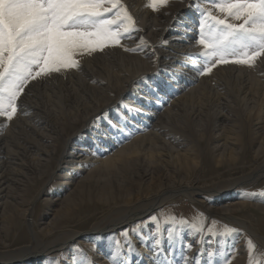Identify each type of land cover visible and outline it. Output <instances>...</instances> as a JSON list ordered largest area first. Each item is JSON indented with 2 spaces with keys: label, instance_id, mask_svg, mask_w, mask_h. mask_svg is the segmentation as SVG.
I'll list each match as a JSON object with an SVG mask.
<instances>
[{
  "label": "bare ground",
  "instance_id": "obj_1",
  "mask_svg": "<svg viewBox=\"0 0 264 264\" xmlns=\"http://www.w3.org/2000/svg\"><path fill=\"white\" fill-rule=\"evenodd\" d=\"M120 2L126 7L128 13L135 21L134 28L125 34V38L121 40L120 45L106 48L105 53L102 51L91 53L82 51L77 54V58H79L78 70L81 72L80 75L83 74L86 78V82L81 81L82 90L87 92L88 98L93 103L92 107L89 108L91 115L88 118L99 117V119L93 121L98 126L90 127L87 125L84 130L77 134L73 143L69 139L64 142L63 150L57 160V168H60L59 170L61 171L60 178L67 176V181L64 184V188H60L63 191L59 190V192L62 193L60 196H63L68 189L67 186L82 184L88 175H93L97 171L111 170L116 166L119 169H126L131 163L128 161L131 160L129 157L133 155H135V160L139 164L137 167L140 168L138 169H142V167L144 168L147 165H157L155 172H157L158 176L155 177L153 172L144 171L141 175L137 173L138 176L145 180L143 182L144 186L140 184L141 188H139L138 192L129 194L130 198L125 201L127 203L116 208L115 215L127 214L112 222V225L104 228L95 226L96 228L93 227V230L88 233L67 231L59 227L58 223L60 220L58 221L57 219L43 222L38 225V228L34 229L31 220L33 208L30 207L23 216L26 220H24L25 223L31 229L33 245H29L24 249L14 250V252L1 253L0 264H47L48 259L44 258L47 254L51 255L55 259L54 261L61 259V262L65 264H86L87 261H92L94 264H110L111 254L117 245L121 249V258H127L128 264H152L153 253L150 251V247L153 243V225H150L146 231L133 235L130 240H124L118 237L116 233L120 228L130 227L136 218L143 217L148 213H155L167 202L175 201L174 197L178 195H182V199L192 204L201 205L210 215L235 219L245 230H249L246 228L245 221L238 220L236 215L245 211L248 205L264 211V205L247 201L244 198L243 191H232L237 186L244 187L264 176V138L262 142L263 148H260L255 153L252 168L238 178L199 185L192 180H179L174 177L180 176L181 172L190 175L199 165V157L192 148L188 147L187 140L179 137V130L172 122V119L175 116H179L177 115L178 112L185 110L186 102L190 98L199 96L200 89L207 80H211L210 78L213 75L220 76L224 74V72L218 70L220 67L212 69L210 73L204 75H199L194 70L196 66L202 63V59H196V57L203 51L202 46L194 43L197 37V30L194 31L193 26L197 21L195 17L197 13L190 7L194 0H172L168 6L158 9V11H153L151 7L147 6L146 0H120ZM201 7L210 9L209 0H204ZM213 12L214 14L222 15L215 10ZM236 23H239V21H236ZM103 56H108L109 59L112 58L111 60L116 64L115 73L106 69L107 64H104L105 66L102 65L104 67L98 69L105 73L103 75L101 74L102 72L97 73L96 69L92 68L91 63L96 64L103 61L101 60L102 58L104 59ZM108 58L106 59L108 60ZM106 59H104L105 62ZM99 64L96 65L97 68L100 67ZM232 68L234 69V67ZM160 70L165 72L166 76L159 77ZM239 70L240 72L245 71V69L241 68ZM249 70L252 74H259V80H264V56L261 57L260 61L257 60L255 66ZM230 74V77H232L233 74ZM213 77L217 80L216 82L214 81L215 86L223 87V90H225L223 92L228 93L230 91L227 83L224 82L228 76ZM153 81L157 82L154 83ZM262 83L263 89L261 90L263 91H259L260 95L257 94L258 90L255 92L247 83L243 86L241 95H236L235 99L236 101L249 104L258 100L256 101L258 107L255 106L257 107V113L254 111L257 114L255 127L264 133V81ZM37 84L39 86H47L49 81L43 77ZM157 87L159 88L158 93L155 91ZM145 88L147 91L143 93ZM39 90L40 87H28L26 89L24 96L18 101L19 110L15 120L7 121L5 118L0 117V207L6 205L5 211L2 210L5 213H0V240L4 242H7L8 234L17 227V219L18 215H20L19 210L15 208V202L9 201L11 199L9 194L14 190V187L22 186L25 174L34 175L36 167H47L54 155L53 142L55 137L52 135H57L58 129L53 125L54 121L52 122L49 117L42 116V108L40 109L34 100V98L37 99ZM118 90L121 93L118 98L114 99L112 96ZM97 94H101L103 98L96 100ZM254 94L257 95L254 96ZM134 99H137V103L142 105L145 115L140 113L135 117L129 116L127 127L121 120L116 121L117 127L121 125L126 129L120 136H114L113 139L108 140L109 136L99 124L103 121L114 122L113 119L119 112L120 114L125 112L124 107L121 106V101L125 105H129L133 104L132 100ZM223 99L224 102L222 101L221 108L223 110H231L233 107L230 105L229 99ZM234 103L236 102L234 101ZM220 117L222 119L220 124L229 119L225 115ZM11 126L21 128L19 133H17L18 135L24 131V127L28 126L33 129V135L39 137V140L35 139L28 147L30 155L36 162V166L22 162L21 153L17 152L15 148V152L11 150L9 141ZM215 131L219 132L217 135L215 134L216 139L220 142L223 141V143L215 145V151L219 158L214 161L219 165L224 162L235 165L241 156V151L238 148V139H235L234 136L224 139L222 130L215 129ZM146 146L156 150L159 149L160 151L157 154L154 151H150L151 153L144 152ZM132 163L134 162L132 161ZM158 167L160 168L158 169ZM80 173H87V176L80 178L78 176ZM112 173L115 172L109 174ZM44 190L45 188L38 192L36 199L40 198L42 193L44 194ZM52 200H50L51 203L57 205L59 201L62 203L66 198L63 200L61 197L57 198L55 203ZM3 201L4 203H1ZM104 223H106V220L102 222V224ZM41 225H44V228H40ZM169 228L173 229L170 243L168 240ZM175 228L178 229L177 227ZM192 236V231L180 234L174 231L173 226H168L166 231L161 232L162 247L168 249V259L174 261L175 264H179L181 261H183L182 264H197V260H199V264H209V260L205 262L206 247L200 246L199 249L197 247L195 250L188 252L184 247L181 248L179 246V243L185 240H187L188 245ZM254 237L259 243L260 249L264 251V239L258 236ZM129 242L133 249L131 252H129ZM70 243L79 245L90 243L97 255H95V252L92 255V251H88L83 255L79 254L78 256L82 259L76 261L78 258L71 251ZM235 243H237L234 249L236 259L231 264L242 263L244 259L242 255L246 253L248 247L244 234L243 237H238ZM229 247L230 244L228 243L226 248ZM213 249L215 250L214 247ZM216 250H218V245ZM66 251H68V254L65 255ZM211 259L212 264H224V258L218 253ZM95 260L97 261L95 262Z\"/></svg>",
  "mask_w": 264,
  "mask_h": 264
},
{
  "label": "rangeland",
  "instance_id": "obj_2",
  "mask_svg": "<svg viewBox=\"0 0 264 264\" xmlns=\"http://www.w3.org/2000/svg\"><path fill=\"white\" fill-rule=\"evenodd\" d=\"M146 1L148 3V0ZM170 1L172 0H169L165 7L168 6ZM162 8H164V6H160L158 9L160 10ZM215 15L219 16L220 14ZM195 17L197 18V15ZM195 25L196 23H194L193 26L194 31L197 30ZM116 46L118 45L107 46L102 50V52H104L106 48H112ZM103 57L104 59L108 58V56ZM74 59H76L77 62L79 61L77 55L74 57ZM104 59H101L104 62L99 60L103 63L98 62L100 63V67L98 68L96 67L98 63H91V66H93L92 68L96 69L97 73H101L102 71L98 69L104 67L107 64V70L109 69L110 72L116 71V64L113 63V61L111 60L112 58H108V60L106 59V62ZM258 60L260 61L261 57ZM219 67L222 69H220ZM232 67H234V69ZM215 68H219L218 70L224 72V74L220 76H228L226 77L224 82L227 83L228 90L230 91L228 93L223 92L225 91L223 90V87L219 88L214 85L217 80L214 79L213 76H220H210L211 80H207L206 83H204V85L200 89L199 96L197 95L194 96V98H190L186 102L187 104L185 106V110L178 112L177 115L179 116H175L176 118L174 117L172 119V122L179 130V137L185 138L187 140L188 143H186L188 144V147L192 148L197 153V156L199 157V165L201 164L200 166L198 165L195 171H193L190 175H187V173L185 172H181L179 174L180 176L174 177L179 180H192L199 185L210 184L212 182L220 180L240 177L241 175H243V173H246L250 168H252L255 153L258 152L260 148H263L262 142L264 133L260 130H257V127H255L257 122L256 113L258 107V103L256 101L258 100L252 101V103L249 104L236 101L235 98L236 95H241L242 88L247 83L250 87L253 88L255 92L258 90L257 94L260 95V92L263 91L261 89H263L262 81L264 80H259V74H252L249 70L251 69V67L244 65L228 63L219 64L212 69ZM240 68L245 69V71L243 70V73L240 72ZM80 73L81 72L77 67H73L69 69H62L60 72H53L50 75L39 77L35 80L30 81L25 87L24 92L20 96V98L24 96V93L28 87H40L39 94H37L38 97L37 99L34 98V100L35 102H37V105H39L40 109L42 108V116L49 117L52 122L54 121L53 125L58 129V133L57 135H52L53 137H55V140L53 142L54 155L52 156L50 164L47 167H36L37 169L34 175H28L29 173L25 174L23 179L24 183H22V186L14 187V190H12V192L9 194L11 196V199L9 201L15 202V208L19 210L20 215H18L17 227L8 234V237L6 239L7 242L0 240V254L8 251L14 252V250L24 249L29 245H33L34 242L31 236V229H29V226L25 223L26 220L23 216V214H25L30 209V207L33 208L31 220L32 227L34 229L38 228V225L43 222L57 219L58 221L60 220L58 223L59 227L67 231L88 233L91 232L93 230V227L95 226L97 228H104L106 226L112 225V222L117 221L127 214L115 215L117 210L116 208L127 203L125 201L130 198V195L136 194L139 188H141L140 184L143 185V182H145V180L138 176V174L141 175L145 171L148 173L153 172L155 177L158 176L157 172H155V167L157 165H147L144 168L142 167V169H138L140 168L137 167L139 166V164L135 160V155H133L132 157H129L131 160L128 161H130L131 163L129 164L130 166H128L126 169H119L118 166H116L114 169L112 168L111 170H100L93 173V175L91 174L88 176L87 173H80L78 175L80 178L87 176L85 182L82 184L79 183L74 186H67L68 189L66 193H64L63 196H60V194H62L61 192L63 191L60 188H64V184L67 181V176L64 178H60L61 171L59 170L60 168H57V160L59 159V156L63 150L64 142L69 139L71 143H73L76 140L77 134L80 131L84 130L87 125L90 127L98 126L97 123L93 122L94 120H97V118H88V116L91 115L89 108L92 107L93 103L91 99L88 98L89 96H87V92L82 90L81 83L83 81L86 82V78L83 74L80 75ZM225 73L228 75H226ZM230 73L233 74L232 77H230ZM101 74L103 75L105 73L102 72ZM158 76H166V73L160 70ZM43 77L47 78L49 81V84L47 86H39L37 84L40 79H43ZM153 82L155 83L157 81ZM204 87L206 88V90H204ZM146 91L147 89L145 88L143 90V93H145ZM120 93L121 91L118 90L112 97L116 99L118 98ZM257 94H254V96H256ZM95 98L96 100H101L103 97L101 94H97ZM223 98L229 99L230 105L233 107L231 108V110L227 109V111L221 108V103L224 102ZM234 101L236 103H234ZM132 103L134 105H138L140 108H143L141 104L137 103V99L132 100ZM141 113H143V111ZM253 114L255 115L253 116ZM121 115H127V113L123 112L120 114L119 112V114L113 119L115 123L112 121H103L99 124L101 128L103 127L105 129L107 135L109 136L108 140L113 139L114 136H120V134L126 129L121 125H119L117 128L123 129V131H119L117 128L109 127L110 122L116 124V121L121 120ZM142 115H145V113H143ZM222 115H225V117L229 118L231 121L228 119V121H223V123L220 124L222 120L220 116ZM16 118L17 114L11 121L15 120ZM89 122L90 124H88ZM11 128V133L9 136L11 150L15 152L16 149L17 152L19 151L21 153L20 158L23 157L21 158L23 160L22 162L31 166H36V162L30 155L31 153L29 152L28 147L30 146V143L35 139L39 140V137L33 135V129L29 128L28 126L24 127V131L19 135L17 133H19V130H21L20 127L15 128V126H11ZM215 129L222 130L224 139L231 136H234L235 139H238V148L241 151V156L239 161L235 165L227 164V162L219 165L216 161H214L219 158L217 156V152L215 151V145L223 143V141L220 142L216 139V135L219 132L215 131ZM11 142L13 143V145ZM150 151H154V153L157 154L160 150L149 148V146H146V148H144V152L151 153ZM132 161L134 163H132ZM159 168L160 167H158V169ZM111 172L115 173L109 174ZM125 174L127 177L124 176ZM43 188H45V190L43 191L44 194L42 193V196L36 199L38 192H41ZM59 190H61V192H59ZM233 190L243 191L244 198L247 199V201L255 202V204L258 205H264V195H262V193H264V176L244 187L237 186L233 188L232 191ZM60 197L62 200L66 198V200L68 201L64 200V202L62 203H60L61 201H59L57 205L51 203V199H53L52 201L53 203H55V200ZM174 200L175 201H170L164 204L155 213H148L143 217L141 216L136 218V220L130 227L120 228L117 231L116 235L124 240H130L131 237L138 232H144L146 231V229H149L150 225H153L151 217L155 216L160 222L161 232L166 231V228L168 226H173L174 231H177L180 234L192 231L193 236L191 239H189V244L187 245V240L184 239L185 241L182 243L180 242L179 246H181V248L184 247L188 252L195 250L197 247L199 249L200 246L206 247L205 262L209 260L208 253L212 252L213 256L218 253V255H222L224 260L227 259L230 264L233 263V260L236 259L234 249L237 243H235V241L238 237H243L244 234L245 242L252 240L254 247L250 255L247 247L246 253L242 255L244 257L242 263L237 264H249L250 258L259 262V264H264V251L260 249V245L254 237L258 236L259 238L264 239V211L262 209H256L253 208V206L248 205L245 211L236 215V218H238V220L245 221L246 228L249 229L245 230L241 227L240 224H238L235 219H226L219 216L210 215L207 210L201 205L192 204L185 199H182V195L174 197ZM1 203H4V201ZM5 209L6 205H2L0 207V213H5ZM168 217H174L176 223H165V218ZM104 220H106V223L102 224ZM193 223L198 224V226L202 229L199 234L192 230L191 226ZM225 225L229 228L236 229L237 231L226 236H215L209 232V228H214L216 232H220ZM175 227H177L178 229H176ZM40 228H44V225H41ZM132 228H136V231L131 232ZM125 232H128L129 235L125 236ZM228 243L230 244V249L226 248V245ZM190 244L191 247H189ZM217 245L218 250H216ZM70 247H72L71 251H73L78 258L76 259V261L82 259L78 256L79 254L83 255L88 251H92V255L94 254V252L95 255H97L96 251L91 247L90 243H85L83 245L70 243ZM213 247L215 248V250L213 249ZM67 252L68 251L65 252V255L68 254ZM44 258L48 259L47 264H65L64 262H61V259L58 261H54L55 259H53L49 254L45 255ZM63 261H65V259H63ZM96 261L97 260H95V262ZM182 263L183 261H181L179 264Z\"/></svg>",
  "mask_w": 264,
  "mask_h": 264
},
{
  "label": "snow or ice",
  "instance_id": "obj_3",
  "mask_svg": "<svg viewBox=\"0 0 264 264\" xmlns=\"http://www.w3.org/2000/svg\"><path fill=\"white\" fill-rule=\"evenodd\" d=\"M209 2L210 9L201 7L204 0H194L190 5L197 13L194 43L203 48L196 57L202 59V63L194 70L204 75L219 64L254 67L264 56V0ZM167 3L168 0H148L147 6L158 11V5ZM213 10L222 15H215ZM134 25L133 17L120 0H0V117L7 121L14 118L19 110L17 102L30 81L62 69L78 68L74 59L78 53L102 51L107 46L119 45ZM155 91L158 93L159 88ZM121 106L127 113L120 117L125 127L129 116L135 117L143 111L138 105H125L123 101ZM109 127L117 128V125L110 122ZM151 220L154 228L150 247L152 264H175L167 257L168 249L162 247L160 222L155 216ZM164 222L176 223L174 217L165 218ZM191 227L197 234L202 231L196 223ZM131 231L135 232L136 228ZM235 231L226 225L220 232L209 228L215 236H226ZM127 235L129 233L125 232ZM172 236L173 229L169 228V243ZM253 247L252 240H249V255ZM132 250L129 242V252ZM120 252L117 245L110 264H128ZM208 256L209 264H212L213 253L209 252ZM86 264L94 262L87 261ZM224 264L230 262L225 259ZM249 264L259 262L250 258Z\"/></svg>",
  "mask_w": 264,
  "mask_h": 264
}]
</instances>
